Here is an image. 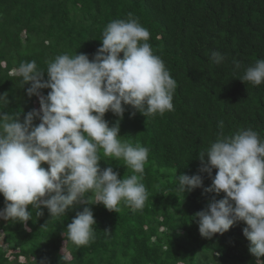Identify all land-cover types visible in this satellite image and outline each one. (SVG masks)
Segmentation results:
<instances>
[{
	"label": "trees",
	"instance_id": "16d2710c",
	"mask_svg": "<svg viewBox=\"0 0 264 264\" xmlns=\"http://www.w3.org/2000/svg\"><path fill=\"white\" fill-rule=\"evenodd\" d=\"M129 13L149 31L153 53L177 83L172 111L145 118L139 112L131 116L128 108L120 120V135L149 149L141 181L149 194L145 207L121 205L116 213L103 204L77 203L53 219L42 207L44 214L33 213L27 228L0 219V264H257L243 222L211 239L199 233L195 214L224 194H203V188L180 194L175 181L180 174H200L204 187L211 185L197 155L220 132L229 136L251 127L264 139V83L239 79L264 59V0H0V94L7 92L9 99L0 111L21 113L22 121L40 107L37 96L26 94L31 85L15 75L22 62L34 60L43 71L60 54L91 59L107 24L127 20ZM211 51L226 60L213 63ZM41 91L46 95L49 89ZM105 119L111 126L120 118L108 112ZM99 155L101 168L112 166L118 178L133 174L122 160L104 157L102 150ZM84 207L93 211L95 239L77 247L63 234Z\"/></svg>",
	"mask_w": 264,
	"mask_h": 264
},
{
	"label": "clouds",
	"instance_id": "9594fccd",
	"mask_svg": "<svg viewBox=\"0 0 264 264\" xmlns=\"http://www.w3.org/2000/svg\"><path fill=\"white\" fill-rule=\"evenodd\" d=\"M149 37L129 13L127 20L107 24L91 59L85 53L60 54L47 62L46 70H38L34 60L14 70L22 85H31L26 94L37 96L40 107L24 114L22 121L21 113L0 111V219L27 228L33 213L44 214L42 207L53 219L66 216L77 203L103 204L116 213L121 205L143 210L149 199L141 182L149 149L124 139L120 120L128 108L131 116L139 112L145 118L172 111L177 88L163 60L153 53ZM210 60L219 65L226 55L211 51ZM233 63L240 69L239 61ZM239 79L253 86L264 83V59L248 66ZM43 89H49L46 95ZM0 104H9L7 92L0 94ZM108 112L120 118L111 126L105 119ZM101 150L104 157L122 160L133 174L118 178L112 166L102 169ZM197 158L211 185L204 187L200 174H180L175 191L187 194L203 188V194H224L221 199L213 196L195 214L201 237L211 239L243 222L249 253L264 264V139L251 127L229 136L220 132ZM92 196L95 203L90 202ZM95 225L92 209L84 207L63 236L77 247L88 245L95 239Z\"/></svg>",
	"mask_w": 264,
	"mask_h": 264
}]
</instances>
